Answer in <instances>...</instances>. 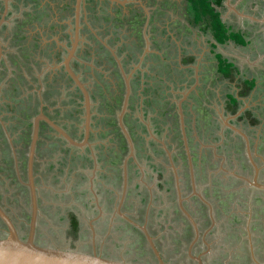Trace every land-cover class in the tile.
<instances>
[{"label": "rangeland", "instance_id": "1", "mask_svg": "<svg viewBox=\"0 0 264 264\" xmlns=\"http://www.w3.org/2000/svg\"><path fill=\"white\" fill-rule=\"evenodd\" d=\"M84 3L81 17L82 22H85L82 25V40L86 41L85 36L90 38L89 30L91 34H96L99 38L104 37L106 44L109 47H114L115 57L122 60L120 63L125 73L127 71L134 73L132 80L130 79L132 82H129L132 94L129 107L137 109L139 103L141 109L139 108V113L134 114L129 111L130 116L123 120V126L128 132L134 149V159L131 160L133 162L129 163L132 165L131 168L138 166L142 172L145 171L151 176L145 177L144 174L145 180H141L143 185L148 186L147 193L150 198L153 190L159 192L162 188L169 187L172 191L173 187L172 178L168 179L169 173L160 171L161 177L171 180L170 182L166 183L163 179L157 181V171L153 167L147 166L151 163L165 166V156L159 152L160 145L148 144L151 142L150 140L161 142L177 156L176 173L179 170L181 172L179 176L185 181L184 173L187 170L184 159L179 155L181 145L174 106L181 100L180 103L185 102L182 105L183 108L181 107L182 119L194 173L198 175V182L207 202L216 208L215 218L219 223L225 222L214 237V242L218 246L216 245L217 248L211 254L215 260H208L207 264H264V233L261 232V229H264L262 206L259 202L245 204V201H241L242 195L232 192L231 179L230 181L228 179L236 170L230 167L231 162L234 164L238 162L243 168L244 162H247L246 156L250 157V152L248 149L247 152L242 151L240 155L236 153L234 144H231V140L229 141V137L233 134L225 132L224 126L226 121H237L239 115L245 110H251L250 114H254V116L260 114L257 118L264 123V24L254 21V19L264 20V0H224L220 6L215 8L220 12V18L226 28L229 31L241 33L246 42L245 45L240 46L228 41L223 46L217 45L215 49L211 48L214 40L208 30L204 32L198 27L187 24L184 0H125L122 4L120 2L116 4L119 7L114 6L109 11L111 19L105 12L98 11L96 4L98 2L95 3V0H85ZM14 4H18L21 8L17 15L13 14L16 15L14 20H30L31 23L40 16L43 19L41 24L43 27L48 18H50V22L54 23L57 21L60 23L69 22L74 0H22L21 6L19 1L12 0V5ZM94 6V10H91L90 8ZM13 10L15 11V9ZM43 14L44 16H42ZM29 26L31 27L32 24ZM50 34L57 35L55 32H50ZM143 37L146 38L147 46L143 42ZM96 48L97 45H95ZM30 50L32 54L38 55V58L42 57L40 49ZM218 52L237 68L238 73L235 72L233 81L222 79L216 73L215 53ZM95 56V62L93 65L90 62L89 66L98 71L106 70L103 65L104 60L107 61L104 53L98 50ZM99 58H101V63L97 61ZM190 59L192 63L183 62V60ZM251 59L256 60L254 68H250L246 63ZM42 61L46 63V58ZM133 66L135 67L133 68ZM114 68L111 65L104 71L106 73L113 72L109 78L113 82L112 85L103 83L108 95L110 91L114 92V89L117 91V86L114 83L117 81ZM136 69L140 70L139 74L135 71ZM82 70L86 72V69L82 68ZM195 77L197 81L194 79ZM251 78H255L256 88L251 91L250 95L238 96L240 91L238 84L241 85L243 80H251ZM63 79L62 76L61 79H57L59 81H53L54 86L48 87V90L43 93L35 89L39 95L36 92L33 93V103L36 104L38 96L41 98L44 94V97L49 98L47 102L54 104L51 112L60 110L55 118L56 122L65 127L71 136L79 139L81 135L78 130L81 129L82 117L78 119L76 113L73 117L71 114L75 110L73 103H80L79 94L73 89L68 91L69 87H63L61 85V82H64ZM121 79L120 84H122ZM118 91L121 99V86ZM106 93L97 92L96 99L93 101L92 132L91 141H89L90 147L93 149L92 155L87 150L71 149L67 152V146L64 143L56 144L54 138L50 139L43 134L40 135L37 150L41 154L38 153L39 156L36 157L40 160L42 154L47 156L41 157L43 163L35 175L38 198L40 199L39 205L41 206L35 234V239L39 242L59 247L74 246L90 250L92 238L87 231V221L92 215L91 211H93L94 205L92 197L87 192L88 178L94 172V184L98 191L96 194L101 199V204L97 203V206L100 208L102 205L103 208H108L107 198L110 197L112 190L120 186V166L128 155L124 149L127 142L116 126L118 107L113 108L108 105L110 102H114L112 97L114 93L109 96H106ZM227 94H232L241 100L237 114L225 113L224 105L228 102ZM34 108L37 110L38 104L34 107L29 106L26 109L27 113L34 114ZM13 113L17 117L10 118L5 112L0 113V203L13 216L15 223L20 227V233L25 234L29 215L28 192L24 185H19L15 170V158L17 147L19 158L25 162L31 130L22 124L20 116L22 117L24 113L20 114L18 110ZM79 114H82V110ZM136 117L144 121L147 133L149 132L148 138L146 133L144 134L141 129L136 128L133 122ZM135 130L137 133H141L144 141L135 134ZM261 133H264L262 129L257 132V135ZM251 135V133H244L249 144H251L249 141ZM224 140H227L228 143H223ZM45 149H48L47 154L42 152ZM61 149H64L65 152ZM255 149L257 148L255 147ZM261 151L258 150L259 153ZM91 158L97 160L94 168ZM209 159L212 161H208ZM251 161L256 165V162ZM21 170L22 182L25 183V167L23 165ZM131 171L133 170L131 169ZM198 195L200 196L199 193ZM234 198L235 201H241V205H237V209L241 213L235 217L233 216L234 212L229 210L232 206L229 203ZM152 199L151 205L155 206V209L151 215V219L152 217L154 219L151 231L154 236L160 237L158 244L162 250L163 258L167 259V261L165 260L166 264H192L185 256V246L190 241L188 240L190 234L185 233L187 230L185 224L184 227L176 224V220L181 216L176 206L175 197L172 200H166L165 205L169 207L171 213L166 218V222L165 219L158 216L159 208L163 207L162 204L154 205L156 200ZM181 201L179 200V203L184 209ZM194 203L197 204V200ZM196 208L197 210H194L193 214L194 212H199V214L195 217L198 220H202V218L207 220L205 217L207 216L206 208L204 209V206L199 202ZM78 213L81 216L86 215V217H83L85 219L80 228L73 229L70 218L74 219ZM141 213L142 216L145 215V211ZM210 214H212L211 209L208 211L209 216ZM106 215L111 217L109 212ZM231 217H234L235 221H231ZM172 219L176 220L171 222ZM160 223L163 224L164 230L159 229ZM170 225L174 226L175 230H171ZM242 227L247 230V234L239 233L241 236L239 241L235 234L236 231L234 230L235 233L231 232L234 228L238 230ZM180 229H182L181 238L187 239L185 246L184 243L177 240L179 237L177 231ZM0 232H3L1 224ZM107 232L110 233L109 237H107ZM97 236L99 243L105 242V245L96 247L95 250L98 253L120 257L123 260L130 259L137 264H144L145 262L142 260H149L150 256L142 236L135 240L130 236L125 240L122 235L120 236V228L109 229V231L105 229ZM122 241L129 242V246L123 247V249L128 248L129 253H124L120 248ZM199 251L197 248L193 255L196 257L201 254ZM217 251L223 253L216 254ZM207 252L210 253L209 249Z\"/></svg>", "mask_w": 264, "mask_h": 264}, {"label": "flooded vegetation", "instance_id": "2", "mask_svg": "<svg viewBox=\"0 0 264 264\" xmlns=\"http://www.w3.org/2000/svg\"><path fill=\"white\" fill-rule=\"evenodd\" d=\"M18 1L20 3V6H21L22 0H16V2H18ZM120 1L121 0H114V2L109 1V0H95V3L98 2V3H96L98 6V11H102V13L105 12L109 16V11L114 6L119 7L116 4H118ZM94 8H95V6L93 8H90V9L94 10ZM13 9H15V11ZM20 9L21 8L18 6V4L12 5V0H6V6H5V0H0V113L5 112L6 114H8V116L10 118L17 117V115L13 113V112L16 113L17 110L20 111V114L24 113L22 115V117L20 116V119L22 120V124L25 127L29 128L31 131H32V122H33L34 118L36 116H38L39 113H42L45 116H47L50 120H52L54 123H56L58 126H60L73 140H75L77 142H81L83 137H84L83 95L80 93L79 89L75 85L74 80L68 75V73L64 69V66L62 65L68 56L67 51L69 49H71V39H72L71 37H73V31H74V28H73V25H74L73 12H72V15L70 16L71 17L70 20L68 19L69 22H67V23H60L58 21L55 23L50 22V18H48V20L45 21L46 23L42 27L41 24H42L43 19H42V17L40 18V16H38V19H36L35 21H33L31 23H30V20H18V19L14 20V18H16L15 16L19 13ZM14 13L16 15H13ZM82 15H83V11L81 10L80 17H79L80 30L78 32L79 35H78L77 46H76V49L74 51L73 56L71 57V59L68 62H69L70 70L72 71V73L75 76L78 77L79 82L84 86V88L86 89L88 96L90 98L91 121L89 124L90 130L88 132V142H89V141H91L90 137H91V132H92V128H91L92 127V107L94 105L93 101H95V99H96V93L101 92L102 94H105L106 91L103 87V83H107V85H112V83H113L109 79L110 75L113 72L108 71L106 73L104 71H106L108 69V66L112 65L113 67H115L114 68L115 69L114 75L117 76V81H115L114 83L117 86L116 87L117 91L115 89H114V92L110 91L109 95L111 93H114V96H112L114 102H110L108 105L110 107H113V108L118 107L117 108L118 113L120 112V108H121V105L123 102V98H124V95L126 93L123 75H124V77L125 76L128 77L129 82H132V81H130V79L133 78L134 73L133 72L129 73L128 71H127V73H125V71L122 69L123 66L120 63V61L122 62V60H119L116 58L117 60H119L118 61L119 65H120V69H119L118 64L116 63V61L113 58V55L111 54V52H113V54L116 55L114 47H109L106 44V42H105L106 39L104 37L99 38L96 34L95 35L91 34V31L89 30L88 34L90 35V38L85 36L86 41L82 40V35H81V31L83 28L82 25L85 24V22H82V18H81ZM42 16H44V14ZM30 24H32L31 27L29 26ZM187 24H188V22H187ZM50 32H55L57 35L53 36L50 34ZM87 41H90V42H87ZM103 42H105V43H103ZM143 42L145 45L147 44L146 38H144V37H143ZM95 45H97L96 49H95ZM30 49H33V50L40 49V52L42 53V57L38 58V55L32 54V51ZM98 50H100L104 53V57L107 60V61L104 60V62H103V65L106 67V70H103V71H98L95 68L92 69L89 66L90 62H92V65H93V62H95V58H96L95 55L97 54ZM45 58H46V63H44L42 61V59L45 60ZM100 59L101 58H99V60H97V61L99 62ZM184 61H186V60H183V62ZM191 61L189 63H192ZM100 63H101V61H100ZM134 67L135 66H133V68ZM82 68L86 69V72H84L82 70ZM120 70H122L123 75L121 74ZM135 71L137 72V74L140 73L139 69H136ZM62 76L64 77V79H63L64 82H61V85L63 87H69L68 91L70 89H73L74 91H76L77 94H79L78 98L80 100V103L79 102L77 104H76V102L73 103V104H75L74 105L75 110L73 112H71L72 117L74 116V113L77 114L78 119H81V117H82L81 129L78 130V133L81 135V137L79 139L71 136L65 127H62L61 125H59L56 122L55 118L58 114L53 115V113L55 111L53 113L51 112V111H53L52 108L54 107V104H53V102H47V99H49V98L44 97V94L41 96L42 99L38 96L37 100L35 101L36 104L33 103L32 98H33L34 92H36L38 95H39V92H41V91L43 93L44 91L48 90V87L54 86L53 81L54 82L59 81L57 79H61ZM120 79H121L122 84H120ZM194 79L197 81L196 77ZM120 86L122 88V92H121L122 98L121 99H120V93L118 91ZM31 87H34V88H31ZM129 87H130V84H129ZM239 87L241 88V85H239ZM35 89L39 90V92ZM251 91L249 92V95L252 93ZM239 92H238V96H239ZM109 95L106 93V96H109ZM230 95H232V94H230ZM131 96H132V94L130 91V94L128 96L127 111L123 116V120L127 119V117L130 116L129 111H132L133 114L136 112L137 113L140 112V110H139L140 104L139 103L137 104V109L129 107L130 102H131ZM180 98L182 99V96ZM180 101L181 100H179V102L175 103L174 106L176 108L175 118H177V124L179 127L178 129H179L180 145H181V153L179 155L184 159V163L186 164V170H187L184 173L185 174V178H184L185 181H183L181 179V177L179 176V175H181V172L179 170L176 173V169H177L176 168L177 167L176 157L177 156L174 153H172L169 148L165 147L161 142H158V141L153 142V140H150L151 142H148V144L156 143V145L157 144L160 145V148H159L160 151L159 152H161L165 156V166H163L161 164L156 165L154 163H151V165L147 164V166H151L154 168L155 171H157V173H156V180L157 181L163 179L161 177L160 171L169 173L168 179L172 178V183H173L172 191L169 189V187H165L164 189L162 188L159 192H155L153 190L152 194H151V198H150L149 193H147L149 188L147 185H145V184L143 185V182H142L143 180H145L144 174H145V177L146 176L148 177L150 175L148 173H145V171L142 172L138 166L134 167L136 171L134 170V168H131L132 165H130L129 163L133 162V161L131 162V160L134 159V157H132V158H129L127 160L125 171L122 168V165H123V161H122V164L120 166V186L115 188V190H112L110 197L107 198L108 204H109L108 208H103V205L100 208L97 205L101 204V199H99L97 194H96V193H98V191L96 190L95 184H94V182H95L94 172L91 173L89 178H88V181H87V184H88L87 192L92 197L91 200H92V203L94 205V209H93V211H91L92 215H91L90 219L87 221L88 222L87 231L90 233L91 238H92V240H91V242H92L91 246L92 247L90 250H85V251H88V252L95 251L97 254L103 255V253H98L95 249L99 245H103V244L105 245V242L99 243V241H98L99 238L97 236L98 233H100L101 231H103L105 229H107V231H109V229H119L120 228V236L122 235V238L125 240L127 238H129L130 236L133 237V240H135V238L139 239L140 236H142L144 238L143 233L131 224V223H134L136 225L145 227L146 232L148 233L149 236H151V238L153 240V244L159 253V256H160V259L162 260V263L166 264L167 259L163 258L162 250L158 244L160 237L158 238L157 236H154L153 232L151 231L152 224L154 223V219H153V217L151 219V215L153 214V209H155V206H153L151 204H152V200H153L152 198H154V200H156L155 201L156 203H154V205H157V204L161 205L162 204V206L164 208L163 207L159 208L160 211H159L158 216L162 217V219H165V222H166L167 221L166 218L171 214L169 211L170 210L169 207L165 205L167 203L166 200L167 199L172 200V198L175 197L176 206L178 208V211L180 213L181 218H178L177 220L172 219L171 222H174L176 220V224H179L181 227H184V224H185V226L187 228L185 233L187 234V232H188L190 234V238L188 239L190 241H188V243L185 246V242L187 241V239L181 238L182 237V229L177 231V233L179 235L177 240L180 243H184L183 245L185 246L186 258L189 261H191L192 264H197L196 260H192L188 257V252H190V254L192 256H194L193 255L194 252L196 251L197 248H199V250H200L199 252L201 254H198V255H199V259H200L201 264H207L208 260H211V261L215 260V258L212 257V254H211L213 251H215V249L218 246V244L214 242L215 241L214 237L216 236L219 229L224 226L225 222L219 223L217 221V219L215 218V216L217 215L216 214V208L212 207V205H210L207 202L206 198L204 197V194L202 193L203 191L200 188V184H199L198 178H197L198 175H196L194 173V169L192 166L193 163L191 160V152L189 151L188 142H187V134L185 132L186 129H185V126L183 123V119H182V121H180V119L183 115V112H182L183 106L182 105H184L185 102L180 103ZM238 101L240 102L241 100L239 99ZM37 104H38V108H37V110L34 108V110H35L34 114H31L29 112L27 113L26 109L29 106L34 107ZM242 104H243V102H242ZM224 106H225V110H226L225 113L231 114L229 112V110H227V107H226L227 104L226 103ZM24 107H27V108H24ZM239 108H240V104L238 106V109ZM238 109H237V112L233 113V114H237ZM25 110H26V112H25ZM47 110H48V112H47ZM49 110H50V112H49ZM80 110H82L81 115L79 114ZM250 111L251 110H245L243 113H241L239 115V117L237 118V121L232 120L233 122L232 121L231 122L228 121L229 123L227 121L224 122L225 132L228 131V132H230V134H233V136L229 137V141L231 140L230 141L231 144H234L235 152L239 153V155L242 151L247 152L248 149L250 152V157L247 158L248 155L246 156L247 162L243 161L245 163V166L243 168H241V166L238 162H235V164L233 162H231L230 167L233 169H236L233 172V174H235V175H231V177H229V178L227 177V178L229 179V181L231 179L232 188H233L232 192L233 193H240V195H242V198L244 200L242 199L241 201H245V204L247 202H249V203L259 202L262 206L263 213H264V191L253 188V187L247 185V183L242 180V179H248V180L253 179L254 170L250 164L251 160H253L254 162H256V166L258 168L257 182L264 185V133L257 135V132H260L261 129L264 131V123H262L260 121V119L257 118V116H259L260 114H255L257 116H254V114H250ZM56 112H59V110H56ZM246 112H248L250 116H247ZM118 113H117V117H116V119H117L116 126L119 130V133H120L121 130L118 126ZM5 119H7V117H5ZM78 119H75V120L79 121ZM133 122L135 123L137 129H141L144 134L146 133V136L148 138L149 132L147 133V127H146L144 121H142L140 118L136 117L133 120ZM225 123H227V125ZM231 123H235V124H231ZM229 126L235 128L236 130H239L243 135L246 132H247V134L251 133L253 135V136L251 135V137H250L251 140H249L251 144L246 143V141L243 139V137L240 136L239 133L235 132ZM182 132L184 133L186 140L183 139ZM41 134L45 135L46 137H48L50 139L54 138V140L56 141L55 142L56 144H58V143L61 144V142L65 144V142H63L59 137H57V135L48 126H46L45 124L40 122L39 132H38V140H37L36 147H35V157H34V161H33V177H34L35 187L37 185L35 182V175L37 172H39V168H41V165L43 163V161L41 159L44 156H47V155L42 154L40 156V160L38 159V157H36L38 155V153L41 154L39 152V150H37V144L40 140ZM135 134L142 141L145 140L144 137L141 136V133H137L136 130H135ZM262 134H263V137H262ZM121 135L123 136L122 133H121ZM30 139H31V133H30L28 147L30 144ZM247 142H248V140H247ZM254 142H255V147L257 149H255V147H254ZM185 143H186V146H185ZM223 143L227 144L228 142H227V140H224ZM127 147H128V145L126 143L124 149H126V151L128 153ZM71 149L79 150V151L87 150L91 155L93 153V149H92V152H90L88 147H84L83 149H78V148H71V147L67 146L66 151L69 152ZM259 149L262 150L260 153L258 152ZM16 150L18 151V152L16 151V158H15V160H16L15 161L16 175H17L19 185L22 184L27 189L28 202H29V191H28V187H27V174H26L27 173V152H28V148H27V152H26L25 162L22 158H19V149L17 147H16ZM47 150L48 149H45L42 152L47 154ZM61 150H63L65 152L64 149H61ZM133 151H134V149H133ZM187 151L189 153L190 159L188 158ZM232 154H234V153H232ZM258 154H260V155H258ZM133 156H134V154H133ZM92 158H93V156H92ZM92 158H91V160H92L91 162H92V167L94 168L95 165L97 164V160H93ZM234 158H235V156H234ZM248 159H249V161H248ZM189 161H190V163H189ZM208 161H212V159H209ZM95 162H96V164H95ZM22 165L25 167V183L22 182V180H23V177L21 175L22 174V170H21ZM131 169L133 171H131ZM201 178H202V175H201ZM163 180H165V179H163ZM165 181H166V183H168L171 180H165ZM165 181H164V183H165ZM123 192H124V196L122 197ZM172 193H174V195H172ZM198 193L200 194V196L198 195ZM36 196H37L38 218H39V216H40L39 212H40L41 206L39 205L40 199L38 198V186L36 187ZM146 197H147V199H146ZM179 200H182L181 204L183 205L184 209L189 214V216H191L194 219L195 229H196L197 233L195 232V229L192 226V224L189 222V220L181 212ZM195 200H197V204L194 203ZM241 201H235V198H234V200L229 203L230 206L232 205L231 209H229V210H230V212H234L233 213L234 217L237 216L238 213H241L237 209V205H241L240 204ZM198 202H199V204H202L204 206V209L206 208L207 216H205V217L207 220H204L203 218H202V220H198L195 217V215L199 214V212H194V214H193V211L197 210L196 207L198 205ZM29 204H30V202H29ZM193 207H195V208L193 209ZM0 208L10 218V220L12 221L17 233L19 235H21L22 237H25L28 233V222H29V217H30L29 215L30 214L28 215L26 233L22 234V233H20V227L15 223L14 219L12 218L13 216L10 215V213L7 211V209H5V207L2 205V203H0ZM85 209H86V207H85ZM209 209H211V211H212V214H210V216L208 215ZM87 210L89 211V207ZM171 210L173 211V208ZM142 211H145L144 216H142V213H141ZM107 212L110 213L111 217L106 215ZM119 212H120V216H119ZM29 213H30V210H29ZM76 215L77 216H75L74 219L73 218H70V219H71V222L73 220L76 221V223H77L76 228H80L83 225L82 221H84V219H85L83 217H86V215L81 216L79 213ZM234 217L233 218L231 217V221H235V220H233ZM38 218H37V222H38ZM202 221H203V223H202ZM157 223H158V221H157ZM0 224L3 227V232H0V234H3V233H5V227L2 225L1 222H0ZM202 224H203V226H202ZM236 225H237V223H236ZM97 226H99V227H97ZM159 226H160V228H159L160 230H164L162 223H160ZM169 227L171 228V230H175L174 226L170 225ZM234 230L236 231V233ZM263 230L261 229V232L264 233ZM36 231H37V223H36V228H35V234H36ZM249 231H250V229H249ZM231 233H235L237 235V240L240 241L241 236L239 233H243V235H246L247 230L244 229V227H242L241 229H238V230H236V228H234ZM106 234L108 235L107 237H109L110 233L107 232ZM219 236H220V234H219ZM161 239H162V237H161ZM144 241L146 243L147 251H148V254L150 257H149V260L146 259L147 262L143 261V260H142V262H145L144 264H158L157 259L154 257L153 253L148 248V245H147L145 238H144ZM40 243H42V242H40ZM43 244H47V243H43ZM47 245H51V244H47ZM125 246L126 247L129 246L128 241L120 242V248L121 249H123V247H125ZM56 247H59V246H56ZM69 248L84 250V249H81L80 247L78 248V247H74V246L69 247ZM208 249H209L210 253L207 252ZM123 251H124V253H129L128 248L127 249L124 248ZM219 253H223V252L222 251L216 252V254H219ZM198 255H196V257H198ZM104 256H107V255H104ZM108 257L121 259L120 257H114V256H108ZM126 261L131 262V263H135L130 259H127ZM139 264H143V263H139Z\"/></svg>", "mask_w": 264, "mask_h": 264}, {"label": "water", "instance_id": "3", "mask_svg": "<svg viewBox=\"0 0 264 264\" xmlns=\"http://www.w3.org/2000/svg\"><path fill=\"white\" fill-rule=\"evenodd\" d=\"M84 1L85 0H74V4H73L74 31H73V37H71L72 38L71 39V49L67 51L68 56L62 64L64 66L65 71L74 80L75 85L79 89L80 93L83 95L84 137L81 142H77L73 140L60 126H58L56 123H54L52 120H50L47 116H45L42 113H39L38 116L34 118L32 122L30 144H29L28 152H27V173L26 174H27V187L29 191V202H30L29 204V210H30L29 216L30 217H29V222H28V233L25 237H22L21 235H19L17 231L15 230V227L12 221L10 220V218L0 208V222L5 227V233L0 234V264H136V263H131V262L122 260V259L112 258V257L104 256L101 254H97L95 251L88 252L85 250L72 249L69 247H56L53 245H47V244L40 243L35 239V228H36V223H37V218H38V206H37L36 187L34 185V177H33V161L35 157V147H36V143L38 140L40 122L48 126L57 135V137H59L63 142H65L66 146L71 147V148H78V149L88 147L89 151L92 152V149L88 142V132L90 130L89 124L91 121L90 98L84 86L79 82L78 77L75 76L70 70L69 62H68L73 56L74 51L77 46L78 35H79L78 32L80 30L79 15H80L81 10L84 11V4H85ZM109 1L114 2V0H109ZM124 2L125 0L120 1L121 4ZM5 6H6V0H5ZM111 54L113 55V58L118 64V67L120 69L118 60L116 59L113 52H111ZM120 71H121V74L123 75L122 70ZM123 79L125 82L126 93L123 98L120 112L118 113V126L128 145L127 147L128 155L123 160V165H122V168L125 171L127 160L133 157L134 151H133V146L130 141L128 132L126 128L123 126V116L127 111L128 96L130 94L128 77H124L123 75ZM180 121H182V117ZM225 124L227 125V123ZM231 128L235 132L239 133V135L243 137L246 143H248L246 140V137L239 130H236L233 127ZM182 137L184 140H186L183 132H182ZM185 146H186V143H185ZM187 155L189 158L188 151H187ZM250 164L254 170V177L252 180H248V179H242V180L245 181L247 185L253 188L259 189L261 191H264V185L257 182L258 168L256 167V165L253 164L252 161L250 162ZM232 175H235V174H232ZM180 210L195 229V224L192 221V218L182 208L181 205H180ZM119 216H120V212H119ZM131 224L143 233L144 238L147 242L148 248L153 253L154 257L157 259L158 264H163L162 260L160 259L159 253L153 244V240L151 236H149L148 233L146 232L145 227L136 225L134 223H131ZM195 232L197 233L196 229H195ZM188 257L192 260H196L197 264H201L199 257H193L190 254V252H188Z\"/></svg>", "mask_w": 264, "mask_h": 264}, {"label": "trees", "instance_id": "4", "mask_svg": "<svg viewBox=\"0 0 264 264\" xmlns=\"http://www.w3.org/2000/svg\"><path fill=\"white\" fill-rule=\"evenodd\" d=\"M185 1V18L189 25L200 28L202 31H209L215 41L219 45H224L228 41L234 42L236 45H245L246 42L244 37L239 32H232L226 28L225 24L220 18V12L215 8L221 5L224 0H184ZM214 48L215 44H211ZM216 59V73L220 75L222 79L233 81L235 78V72L238 73L237 68L234 67L233 63L228 62L227 59H223L221 54H215ZM186 60V62H190ZM255 87L254 80H243L241 83V90L239 96L249 94ZM228 102L227 110L231 114L237 111L239 101L232 95L227 94ZM247 116H250L246 112ZM72 228L75 229L77 223L75 220L71 222Z\"/></svg>", "mask_w": 264, "mask_h": 264}, {"label": "crops", "instance_id": "5", "mask_svg": "<svg viewBox=\"0 0 264 264\" xmlns=\"http://www.w3.org/2000/svg\"><path fill=\"white\" fill-rule=\"evenodd\" d=\"M81 13V12H80ZM79 17H80V15H79ZM109 19H111L112 17L109 15ZM254 21L255 22H261V23H263L264 24V20H262V21H257V19H254ZM189 26H191V25H189ZM192 27H194V26H192ZM212 36V35H211ZM213 38V37H212ZM214 40V39H213ZM212 44H215V47L213 48V49H215V48H217V45H219V44H217V43H215V41L212 43ZM146 46H147V44H146ZM221 46H223V45H221ZM212 48V47H211ZM216 54V53H215ZM218 54H221V53H219L218 52ZM222 55V54H221ZM223 59H226V58H223ZM252 60V61H251ZM249 62H246L249 66H250V68L252 67V68H254V66H255V64H256V60H253V59H251ZM227 61H228V59H227ZM229 62V61H228ZM245 63V64H246ZM251 80H254L255 81V78H251ZM238 85H240V84H238ZM240 88V87H239ZM255 88H256V83H255ZM241 89V88H240ZM60 111V110H59ZM57 114H59V112H54V115H57ZM124 196V192L122 193V197ZM191 217V216H190ZM192 218V217H191ZM192 221L194 222V219L192 218Z\"/></svg>", "mask_w": 264, "mask_h": 264}, {"label": "clouds", "instance_id": "6", "mask_svg": "<svg viewBox=\"0 0 264 264\" xmlns=\"http://www.w3.org/2000/svg\"><path fill=\"white\" fill-rule=\"evenodd\" d=\"M193 257H195V256H193ZM126 261V260H125Z\"/></svg>", "mask_w": 264, "mask_h": 264}]
</instances>
